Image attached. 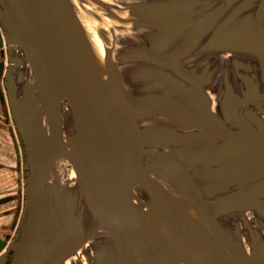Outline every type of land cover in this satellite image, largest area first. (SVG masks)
Returning a JSON list of instances; mask_svg holds the SVG:
<instances>
[{
  "label": "flooded vegetation",
  "instance_id": "obj_1",
  "mask_svg": "<svg viewBox=\"0 0 264 264\" xmlns=\"http://www.w3.org/2000/svg\"><path fill=\"white\" fill-rule=\"evenodd\" d=\"M146 6L147 10H140ZM131 10L134 15L145 16L141 24L151 28L148 42L153 52L150 55L162 61V65L149 64L162 69L170 82H157L156 89L168 87V94L149 92L145 98L159 102L158 105L175 103L188 107L202 121L226 133L264 137V0H147L146 4H137ZM246 17L250 24L243 21ZM157 20L164 22L152 24ZM6 38L0 34V244H3L0 264H10L13 257L11 249H6L20 234L18 225L26 204L28 179L26 148L9 100L13 91L19 101L16 79H11V45L6 44ZM8 80L14 81L13 89L8 87ZM25 113L28 119L27 108ZM196 123L200 132L194 137L209 134L203 124ZM194 137L191 142L197 149L191 151L226 143L216 134H211L210 144L194 142ZM244 142L238 143L236 156L194 163L201 167L198 174L202 179L208 174L205 169L210 167L217 177L218 183L211 193L215 197L213 205H224L217 212H210L211 215L254 262L264 264V187L261 185L264 160L239 168L241 174L234 178V184L247 185L221 197L229 190L226 181L230 179L228 172L235 169L234 159L248 145H258ZM260 147L264 155V148ZM196 187L203 197L198 184ZM232 212L243 215L229 232L218 219ZM63 214L62 221L53 211L46 218L43 215L45 220L40 219L38 250L34 253L35 257L38 252V259L32 263L144 264L125 256L104 229L81 230V226L76 228L73 219L78 215L76 212L67 210ZM95 232L105 233L107 241L94 243ZM66 238L77 241L76 251L64 248Z\"/></svg>",
  "mask_w": 264,
  "mask_h": 264
},
{
  "label": "water",
  "instance_id": "obj_2",
  "mask_svg": "<svg viewBox=\"0 0 264 264\" xmlns=\"http://www.w3.org/2000/svg\"><path fill=\"white\" fill-rule=\"evenodd\" d=\"M8 2L17 21L15 23L9 16L11 36L6 38V44H20L24 51L40 105L37 121L27 120L25 111L28 97L17 101L13 91L10 93V106L25 144L29 166L26 212L22 227L16 242L6 249L8 251L10 248L13 252L10 264H32L40 230L42 185L52 165L59 158L66 159L72 167L86 208L98 227L104 229L131 260L144 264H258L231 240L204 203L198 200L200 192L196 185L187 179L182 183L197 197L191 201L198 214L199 225L208 233L210 240L205 245L197 241L178 245L167 203L142 162V135L138 121L161 115H182L200 122L209 133L194 137V142L210 144L211 134H216L226 142L201 151H186L193 162L236 156L240 148L238 143L242 140L264 148V137L249 133H226L202 121L192 109L175 103L153 106L142 111L134 110L108 60L104 62L105 80L80 61L71 40L72 20L66 0ZM147 8L149 7L140 10ZM162 22L164 20H157L152 24ZM134 58L162 65L160 59L147 54L140 53ZM10 89H13L12 83ZM54 91L61 92L67 104L70 103L78 112L77 122L70 113L74 134L66 139L62 135V129L58 136L51 131L49 108ZM86 110L109 125L114 133V143L84 131L81 112ZM43 118L48 124L50 141L55 144L57 151L38 165L34 158L35 139ZM60 121L62 128V120ZM64 139L69 150L64 146ZM176 168L189 178L182 166L176 164ZM168 174L174 175L175 171H168ZM134 182L148 194L151 200L149 206L155 208L160 216L167 242L164 247L152 244L142 234L135 220L129 201V190ZM2 247L3 244H0V249Z\"/></svg>",
  "mask_w": 264,
  "mask_h": 264
},
{
  "label": "rangeland",
  "instance_id": "obj_3",
  "mask_svg": "<svg viewBox=\"0 0 264 264\" xmlns=\"http://www.w3.org/2000/svg\"><path fill=\"white\" fill-rule=\"evenodd\" d=\"M66 2L69 6L71 20L75 19L77 21L99 51L111 61L114 71L124 87L130 106L134 110L142 111L160 104L159 102L156 103L153 99L145 97L149 92L169 93L168 87L162 90L156 89L157 82L158 84L159 82L164 84L170 83L167 81L166 73H163V71H160L162 69H156V67L145 61L134 58L140 53L150 55L153 52L148 42L151 28L141 24L145 16L134 15L131 10L137 4H146L147 0H66ZM9 16L16 23V17L8 0H0V34L4 38L11 36ZM10 50L13 57L11 79H16L18 100L27 96L29 99L27 108L30 116L34 114L38 115L40 105L27 57L20 44L11 45ZM13 82L8 80V87L11 86V83L14 85ZM53 98H57L54 101V108L58 110L59 120H62V135L66 139L74 134V125L70 116L72 106L70 107L69 103L67 104L64 97L55 96V91L53 92ZM41 124L42 130L47 136L44 144H41L35 152L38 163L55 147L50 141L48 125L44 118ZM138 126L142 135L141 156L144 167L152 182L162 193L164 199H166L165 195L169 196L172 194V196L178 199L177 201H181V203L188 205L192 209L194 218L197 221L198 215L191 201L193 198L197 199V197H195L190 188L182 184V181L187 179L196 185L198 184L203 194V197H199L198 200L202 201L207 209L209 208V212H217L224 204L213 205L215 197L211 193L218 182L215 181L217 177L213 173V170H211L212 167L205 169L208 174H204L202 179L198 174L201 167L199 168V164L191 161L185 153L186 151L197 149V146L191 142V138L200 132L199 125L186 116L161 115L141 119L138 121ZM65 139L64 145H66ZM243 144L247 143L244 142ZM248 146L245 151L234 159L235 169L230 173L228 172L230 179L226 181L229 190L222 194L221 197L230 192L240 190L239 188L242 185H247V183L241 185L234 184V178L241 174L239 168L264 160V155L261 154L263 151L259 145L251 144ZM174 163L182 166L188 172L189 178H185L177 168L174 177H168L163 173V167H172ZM26 169L28 173V164ZM250 179L252 182L254 181L253 177ZM261 185L264 187V181ZM129 194L136 204L150 212L152 217L150 226L152 230H149H151V233H164L157 210L149 206L151 200L148 194L135 182L131 185ZM40 202L41 218H43V215L46 218L49 212L53 211V213L56 212L58 220L62 221L63 213L70 209L71 213L76 212L78 214L76 217H73L74 222H76V228L81 226L80 229H86L87 232L91 230L94 232L99 229L97 222L86 208L76 182L74 171L64 158L56 160L46 176L42 185ZM25 212L26 204L18 225L19 233ZM242 215L243 213L241 212L225 213L219 217L218 221L226 228V231L232 232L233 225ZM104 234L95 232L93 242H106L107 238ZM68 236H71V233ZM64 243V248H72V251H76L75 244L77 241L66 238ZM36 258L38 259V252L35 254L34 259ZM32 264H38V262H33ZM65 264H70V262H66Z\"/></svg>",
  "mask_w": 264,
  "mask_h": 264
},
{
  "label": "bare ground",
  "instance_id": "obj_4",
  "mask_svg": "<svg viewBox=\"0 0 264 264\" xmlns=\"http://www.w3.org/2000/svg\"><path fill=\"white\" fill-rule=\"evenodd\" d=\"M68 9H69V6H68ZM72 26L73 27L71 30L72 32L71 40H72L73 47L76 50L80 61L86 68H88L90 71H93L94 73H97L102 78V80H105L106 72H105L104 62L105 60H108L110 62L111 67L114 69L111 61L99 51V49L94 45V43L90 40V38L87 36V34L84 32V30L81 28V26L77 23L75 19L72 20ZM114 73L116 74L115 71ZM55 96L65 98V96L59 91H55ZM56 99L57 98L51 97V100H50L49 122H50L52 133L55 136H58L59 133L61 132V125H60L58 110L54 108V101ZM69 105L70 107L72 106L70 103ZM72 107H71V114H72L73 120L77 122L78 112L76 111L74 107L73 108ZM81 115L83 118V121H82L83 129L87 134L91 136H101L110 143L115 142V137H114V133L112 129L103 119H101L100 117L96 116L95 114L87 110L83 111V113L81 112ZM79 116H80V113H79ZM187 118L192 120L189 117ZM29 119L33 120V122H36L38 119V115L37 114L31 115L29 116L27 120ZM46 136H47L46 133H44L42 130V124H40V127L36 135V139H35V143H36V149L34 151L35 160H37L35 152L41 144H44L46 140ZM64 146L66 147L67 150H69V146L67 145H64ZM56 151H57V147L55 146L54 149L49 151V153L41 160V162L38 163V165L43 164L46 161V159L52 156L53 154H55ZM173 170L175 171V174H176V164L175 163L172 165V167L165 166L162 168L163 173L168 177L175 176V174L174 175L168 174V171H173ZM165 196H166L165 201L167 203V207H168L169 214H170L171 221H172L173 232H174L175 239L178 245L181 246V244L188 242V241H197L203 245L207 244L210 240V237L208 233L200 227L198 217H197V221L194 218L192 209L188 205L181 203V201H177L178 199L175 196H172V194H170L169 196L168 195H165ZM129 201H130L132 211L134 213L135 220L138 226L140 227L142 234L152 244L158 247L166 246L167 242H166L165 233H161V234L151 233L152 229L150 225H151L152 217H151L150 212L143 209L140 205L136 204L130 194H129Z\"/></svg>",
  "mask_w": 264,
  "mask_h": 264
},
{
  "label": "crops",
  "instance_id": "obj_5",
  "mask_svg": "<svg viewBox=\"0 0 264 264\" xmlns=\"http://www.w3.org/2000/svg\"><path fill=\"white\" fill-rule=\"evenodd\" d=\"M243 21H244V22H248V21H249V24H250V20H249V19H247V17H246V18H244V19H243ZM231 81H232V82H237V81H235V79H231Z\"/></svg>",
  "mask_w": 264,
  "mask_h": 264
}]
</instances>
